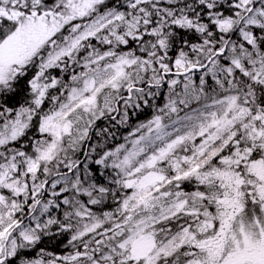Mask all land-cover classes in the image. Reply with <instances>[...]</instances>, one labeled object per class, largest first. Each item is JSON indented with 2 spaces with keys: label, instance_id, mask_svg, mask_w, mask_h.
Here are the masks:
<instances>
[{
  "label": "snow or ice",
  "instance_id": "obj_1",
  "mask_svg": "<svg viewBox=\"0 0 264 264\" xmlns=\"http://www.w3.org/2000/svg\"><path fill=\"white\" fill-rule=\"evenodd\" d=\"M0 264H264V0H0Z\"/></svg>",
  "mask_w": 264,
  "mask_h": 264
},
{
  "label": "trees",
  "instance_id": "obj_2",
  "mask_svg": "<svg viewBox=\"0 0 264 264\" xmlns=\"http://www.w3.org/2000/svg\"><path fill=\"white\" fill-rule=\"evenodd\" d=\"M51 247V246H50Z\"/></svg>",
  "mask_w": 264,
  "mask_h": 264
}]
</instances>
